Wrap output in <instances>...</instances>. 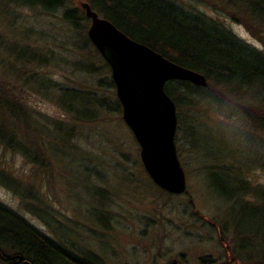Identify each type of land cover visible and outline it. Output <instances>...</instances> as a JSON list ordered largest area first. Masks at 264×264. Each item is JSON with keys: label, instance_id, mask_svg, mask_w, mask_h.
Returning a JSON list of instances; mask_svg holds the SVG:
<instances>
[{"label": "rangeland", "instance_id": "obj_1", "mask_svg": "<svg viewBox=\"0 0 264 264\" xmlns=\"http://www.w3.org/2000/svg\"><path fill=\"white\" fill-rule=\"evenodd\" d=\"M175 2L223 22L244 41L260 46L231 19L229 14L236 9L225 0ZM81 3L86 2L74 0L45 14L0 2V40L18 49L52 50L57 60L44 68L23 67L13 56V78L11 72L7 74L9 67L2 64L0 82L13 81L22 87V78L38 72L60 86L95 91L107 103L116 101V86L114 89L109 83L111 70L104 67L106 61L97 49L89 46L78 54L70 48L85 42L87 32L83 29L85 32L76 35L61 16ZM89 24L90 20L84 22V28ZM0 60L7 61L2 50ZM78 61L104 69L91 75L79 71ZM3 77L8 79L3 81ZM99 81L103 83L100 90ZM27 87L33 89L31 81ZM256 92V88L217 85L206 95L194 97L191 107L179 105L174 142L186 191L171 195L145 172L138 142L120 111L101 112L96 121L78 123L59 108L58 94L37 96L26 90L23 103L36 122L52 127L53 121L62 120L65 126L73 124L75 133L71 148L45 137L44 168H39V162L26 164L22 155L0 147V170L10 173L22 187L12 192L0 181V202L48 238L60 241L78 261L81 254L97 255L103 264H199L200 258L224 261L228 255L221 244L224 241L233 250L242 249L243 264H259L260 238H250L251 234L238 239L235 234L259 227V235L264 236V133L239 110L241 105L264 106ZM238 169L241 176L231 174ZM26 190H32L31 195ZM28 204L43 211L48 225L24 207ZM99 213L106 224L93 217ZM249 257L254 260L248 261ZM22 260L18 257V262Z\"/></svg>", "mask_w": 264, "mask_h": 264}, {"label": "trees", "instance_id": "obj_2", "mask_svg": "<svg viewBox=\"0 0 264 264\" xmlns=\"http://www.w3.org/2000/svg\"><path fill=\"white\" fill-rule=\"evenodd\" d=\"M72 1L74 0H0L10 5L39 9L45 14L55 13ZM225 1L236 9V12L229 14L231 19L243 26L262 48L244 41L223 22L213 20L196 9L186 10L175 0H84L101 19L112 24L127 38L149 48L179 67L201 74L210 81V83L207 81L206 87H198L185 81L167 82L164 91L173 101L176 109L179 105L191 107L194 97L204 96L212 86L223 84L240 88H256V97L264 102V0ZM191 10L196 11L191 12ZM61 18L76 35L85 32L83 29L88 31L89 27L84 28V22H89V19L86 18L81 7L67 9ZM84 40L85 42L73 44L70 48L78 54L85 52L89 46L94 48L87 33L84 34ZM0 50L7 55L6 62L0 60V66L5 64V67H9L7 74L11 72L9 76L11 78H13V56L16 58L15 61L23 67L44 68L56 60V54L52 50L40 52L36 48L29 47L18 49L15 45L2 40H0ZM78 62L79 71L91 75L103 70L104 67L109 68L106 63L104 67H94L93 64ZM5 77L2 78L3 81L8 79ZM21 80L25 82L22 87L17 83L13 84V81L8 82L7 85L0 82V147L13 154L22 155L26 164L34 165L39 162V168H44L45 154L48 153L45 137L60 141L65 148H71L75 133V126L73 124L65 126L62 120L53 121L52 127L36 122L29 106L23 103V94L26 90L37 96L47 95L48 92L58 94L59 108L71 121L78 123L96 121L101 112L120 111L122 113L118 99L107 103L103 95L98 96L95 91L85 92L60 86L51 78L38 72L29 73ZM30 81L33 84L32 90L27 87ZM109 83L115 89L114 81L110 80ZM97 84L100 90L103 83L99 81ZM239 110L253 127L260 133H264L263 105L262 107L241 105ZM176 118L179 121L178 115ZM240 170L231 174L241 176ZM11 177L10 173L0 170L1 183L4 182V178L13 179V189L20 191L21 184ZM240 182L247 184L242 179ZM26 191L31 195L32 190ZM246 191H250L249 188ZM241 196L236 198L237 201L241 199ZM24 207L48 225L43 211L33 204ZM99 214H94L93 217L96 221L104 223V217L102 218L104 215ZM199 217L214 224L212 220L203 216ZM235 234L238 239L251 234L250 238H260L262 245L257 256H259V264H264V236L259 235V227L253 232L245 229L241 234L237 231ZM221 244L227 249V260L200 258L199 264H243L241 256L244 254L241 248H239L240 251H236L224 241H221ZM66 250L69 249L60 241L48 238L13 211V261L15 264H23V261H28L30 264H103L97 255L81 254V258L78 256L80 258L78 261L73 257L74 254L72 256ZM18 257L23 260L18 262ZM247 260L254 259L249 257Z\"/></svg>", "mask_w": 264, "mask_h": 264}, {"label": "water", "instance_id": "obj_3", "mask_svg": "<svg viewBox=\"0 0 264 264\" xmlns=\"http://www.w3.org/2000/svg\"><path fill=\"white\" fill-rule=\"evenodd\" d=\"M80 7L90 20L87 35L111 70L122 117L138 142L145 172L162 191L184 194L186 182L174 142L176 107L164 86L169 81H185L206 87L205 77L127 38L88 3Z\"/></svg>", "mask_w": 264, "mask_h": 264}, {"label": "flooded vegetation", "instance_id": "obj_4", "mask_svg": "<svg viewBox=\"0 0 264 264\" xmlns=\"http://www.w3.org/2000/svg\"><path fill=\"white\" fill-rule=\"evenodd\" d=\"M3 183L13 192V179L4 178ZM0 264H15L13 262V210L2 202H0Z\"/></svg>", "mask_w": 264, "mask_h": 264}]
</instances>
